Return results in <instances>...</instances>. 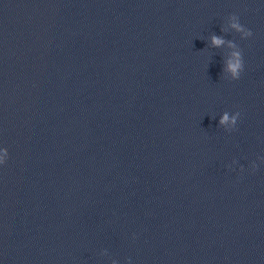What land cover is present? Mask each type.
Returning a JSON list of instances; mask_svg holds the SVG:
<instances>
[{
	"label": "clouds",
	"instance_id": "obj_1",
	"mask_svg": "<svg viewBox=\"0 0 264 264\" xmlns=\"http://www.w3.org/2000/svg\"><path fill=\"white\" fill-rule=\"evenodd\" d=\"M233 27H234V28H237L238 31H239V30H242L238 24H233ZM246 34H247V35H251L252 33H251V32H248V33H246ZM212 42H213L214 45H219V44H221L223 41L220 40V39H218L217 37L214 36V37L212 38ZM234 55L239 56L238 53H236V54H234ZM230 69H231V71L233 72L234 76H238V74H239V70L241 69V63H240L239 59H237V61H236L235 63H233V64L230 65ZM226 120H227V116L225 115V116L223 117V119L221 120V123L225 122Z\"/></svg>",
	"mask_w": 264,
	"mask_h": 264
}]
</instances>
